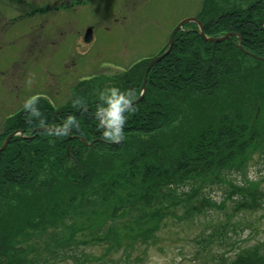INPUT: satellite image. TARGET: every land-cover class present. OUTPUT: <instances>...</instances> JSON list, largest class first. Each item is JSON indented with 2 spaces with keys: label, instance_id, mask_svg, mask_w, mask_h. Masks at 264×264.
Returning <instances> with one entry per match:
<instances>
[{
  "label": "trees",
  "instance_id": "obj_1",
  "mask_svg": "<svg viewBox=\"0 0 264 264\" xmlns=\"http://www.w3.org/2000/svg\"><path fill=\"white\" fill-rule=\"evenodd\" d=\"M195 16L206 36L230 37L208 41L195 22L178 29L119 142L97 127L101 93L137 99L148 58L73 84L63 105L36 96L39 116L20 106L3 119L0 146L21 134L0 152V264H85L91 246L103 249L95 260L119 252L127 262L168 219L202 223L212 208L225 219L196 240L220 244L231 218L264 208V174L248 178L264 164V0H202ZM69 116L79 127L56 134ZM231 254L218 264H264L257 245Z\"/></svg>",
  "mask_w": 264,
  "mask_h": 264
},
{
  "label": "rangeland",
  "instance_id": "obj_2",
  "mask_svg": "<svg viewBox=\"0 0 264 264\" xmlns=\"http://www.w3.org/2000/svg\"><path fill=\"white\" fill-rule=\"evenodd\" d=\"M201 2L0 0V130L4 117L31 96L45 94L60 106L77 81L90 76L114 78L115 70L155 56L167 45L171 28L197 15ZM89 27L92 37L85 40L82 36ZM250 168L255 179L264 174V164H250ZM221 192L217 191L212 200H220ZM224 210L209 209L213 218L203 219L209 223L206 228L202 219V223L196 219L175 224L168 219L157 231L155 242L140 245L127 262L119 252L95 260L92 256H100L103 249L87 247L91 260L85 264H218L221 256L230 258L241 247L257 245L262 251L264 208L231 218L235 230H230L231 225L226 227L227 238L220 244L213 241L206 246L196 240L204 229L208 234L218 228L215 219L224 220Z\"/></svg>",
  "mask_w": 264,
  "mask_h": 264
},
{
  "label": "clouds",
  "instance_id": "obj_3",
  "mask_svg": "<svg viewBox=\"0 0 264 264\" xmlns=\"http://www.w3.org/2000/svg\"><path fill=\"white\" fill-rule=\"evenodd\" d=\"M135 93L131 89L121 90L118 87L107 88L101 93V99L104 103L97 107L95 117L99 121L98 128L102 129V136L105 140L119 142L123 139L124 128L128 117L126 112H134L133 97ZM37 97H29L24 102V109L29 110L31 115L39 116V110L35 106ZM79 127L74 117L69 116L62 126L55 129L56 134H62L69 131L70 127ZM249 179H255L253 171L248 173Z\"/></svg>",
  "mask_w": 264,
  "mask_h": 264
},
{
  "label": "water",
  "instance_id": "obj_4",
  "mask_svg": "<svg viewBox=\"0 0 264 264\" xmlns=\"http://www.w3.org/2000/svg\"><path fill=\"white\" fill-rule=\"evenodd\" d=\"M187 21H195L197 24H199V32H201V35L204 36V33H203V31H202V24H201V22H200L199 20H197L195 17H187L186 19H182L181 21H179V23H177V25L173 28V30H172V32H171L172 34H171L170 39H169V41H168L169 48H170L171 45H172L171 43H172L173 37H174V35H175V32L177 31L178 28L181 27L182 24L187 23ZM226 36H227V35H226ZM222 38H223V37H220V38H212V37H209L208 40H212V41H220V39H222ZM169 48L167 49V51L169 50ZM167 51H165L164 53H162V54H160V55H157V57L151 59V60L149 61V63L147 64V69H146V71H145V73H144V81H143V83H142V85H141L142 91H141L140 95L137 97V99L133 101V103H136V102H138L139 99H141L140 97L142 96V94H143V92H144V88H145V87H144V84H145V81H146V78H147L146 75H147V72H148V70L150 69L151 65H152L154 62H157V60H159L160 58H162V57L164 56V54L167 53ZM46 127H47V126H46ZM11 134H12V133H11ZM10 138H11V135H9V136L5 139V141H4L3 144L1 145L0 150H1L2 148H4L3 146L7 143V141H8Z\"/></svg>",
  "mask_w": 264,
  "mask_h": 264
}]
</instances>
